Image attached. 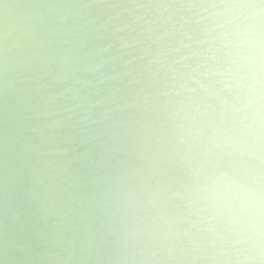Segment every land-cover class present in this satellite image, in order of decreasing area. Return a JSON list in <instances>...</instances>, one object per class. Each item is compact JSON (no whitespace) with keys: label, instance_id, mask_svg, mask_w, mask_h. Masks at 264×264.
Segmentation results:
<instances>
[{"label":"clouds","instance_id":"clouds-1","mask_svg":"<svg viewBox=\"0 0 264 264\" xmlns=\"http://www.w3.org/2000/svg\"><path fill=\"white\" fill-rule=\"evenodd\" d=\"M0 264H264V0H0Z\"/></svg>","mask_w":264,"mask_h":264}]
</instances>
